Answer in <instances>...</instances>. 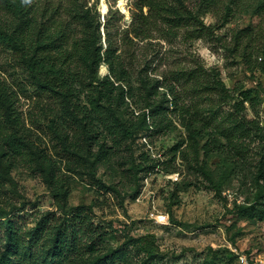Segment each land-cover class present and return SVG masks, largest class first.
I'll return each instance as SVG.
<instances>
[{
    "label": "rangeland",
    "instance_id": "obj_1",
    "mask_svg": "<svg viewBox=\"0 0 264 264\" xmlns=\"http://www.w3.org/2000/svg\"><path fill=\"white\" fill-rule=\"evenodd\" d=\"M187 1L194 4L204 26L213 28L212 34L186 40L182 33L192 32L193 22L178 26L173 34L168 32L171 24L164 21L150 38L141 39L131 30L139 0H86L98 12L103 48L108 42L117 48L139 100L128 95L120 100L121 114L135 129L125 139L116 136L119 142L110 168L95 166V177L107 188L90 175H81L82 170L67 172L60 164L72 177L67 201L91 205L93 221L112 232L115 245L135 238L129 240L134 244L135 264L147 256V264H239L242 253L252 255L255 264H264V71L260 67L264 16L246 11L226 20L212 11L214 4L222 6L221 1L210 5ZM244 27L253 28L249 30L252 49L247 51L250 65L240 50L225 48L233 45V32ZM9 57L0 49V76L18 94L20 121L33 131L32 138L38 137L44 151L53 153L54 134L48 121L52 119L69 135L76 130L75 122L61 119L51 99L37 98L26 82L22 92L17 85L20 69ZM142 67L151 79L148 84L138 76ZM98 73L109 75L108 65L101 63ZM215 75L227 90L225 96L212 89ZM153 101L163 112L151 116ZM175 106L197 108L206 122L212 120L211 125L237 137L235 144L229 147L221 139L223 150L210 146L204 151L206 138L189 135ZM72 140L81 143L77 136ZM10 175L11 184H0V197L17 209L24 207L14 212L31 225L29 214L52 207V196L38 171L21 164Z\"/></svg>",
    "mask_w": 264,
    "mask_h": 264
},
{
    "label": "trees",
    "instance_id": "obj_2",
    "mask_svg": "<svg viewBox=\"0 0 264 264\" xmlns=\"http://www.w3.org/2000/svg\"><path fill=\"white\" fill-rule=\"evenodd\" d=\"M218 1L222 6L214 4L212 9L216 17L227 20L230 14L236 16L246 11L264 16V0L226 3V0H200L206 5ZM136 7L131 28L134 37L150 38L164 21L171 24L168 32L173 34H177L178 26L193 22L196 27L192 32L182 33L186 40L213 33V28L204 26L194 4L187 0H139ZM99 25L98 12L87 6L86 0H0V49L10 55L15 69H20L19 89L24 92L22 86L26 82L37 98H50L58 107L61 119L73 120L76 129L69 135L49 120L46 125L54 134L53 153L44 151L38 137L32 138L33 131L20 121L17 92L0 76V184H11L12 169L22 164L40 173L52 196V207L29 214L31 225L23 220V215L14 212L24 207L17 209L14 203L0 197V264L136 263L134 244L130 245L135 238L115 245L112 232L93 221L91 205H70L67 201L72 184L67 172L73 169L82 170L81 175H90L102 188L109 186L95 177V166L102 164L110 168L115 144L119 142L116 136L125 139L135 129L121 114L120 100L123 102L126 95L139 100V91L136 94L131 91V77L128 69L120 65L117 48L111 42L103 48ZM260 27L261 22L255 33ZM250 29L253 28L232 31L233 45L225 44L227 49L240 50L249 65ZM245 37L247 40L241 45ZM101 63L108 65L109 75H99ZM262 63L260 67L264 71ZM144 68L138 69V76L148 84L151 79L142 73ZM212 81V89L225 96L227 90L219 77L213 76ZM153 104L151 116L163 112L154 101ZM174 109L190 136L206 138L204 151L210 146L223 150L221 139L229 147L235 144L237 137L218 125H211L212 120L206 122L197 108L175 106ZM208 126L212 127L208 129ZM232 127L241 129L240 124ZM73 136L79 137L81 143L73 141ZM107 141L111 144L107 145ZM61 163L67 172L61 170ZM147 257L140 264H147Z\"/></svg>",
    "mask_w": 264,
    "mask_h": 264
},
{
    "label": "built area",
    "instance_id": "obj_3",
    "mask_svg": "<svg viewBox=\"0 0 264 264\" xmlns=\"http://www.w3.org/2000/svg\"><path fill=\"white\" fill-rule=\"evenodd\" d=\"M239 264H255L252 255L239 254L238 255Z\"/></svg>",
    "mask_w": 264,
    "mask_h": 264
},
{
    "label": "bare ground",
    "instance_id": "obj_4",
    "mask_svg": "<svg viewBox=\"0 0 264 264\" xmlns=\"http://www.w3.org/2000/svg\"><path fill=\"white\" fill-rule=\"evenodd\" d=\"M106 8H107V5L104 1H102L101 3V11L105 12L106 11ZM161 218V217H160ZM163 218V217H162Z\"/></svg>",
    "mask_w": 264,
    "mask_h": 264
}]
</instances>
